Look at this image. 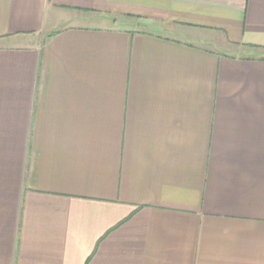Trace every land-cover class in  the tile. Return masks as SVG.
<instances>
[{"label": "crops", "instance_id": "obj_1", "mask_svg": "<svg viewBox=\"0 0 264 264\" xmlns=\"http://www.w3.org/2000/svg\"><path fill=\"white\" fill-rule=\"evenodd\" d=\"M0 264H264V0H0Z\"/></svg>", "mask_w": 264, "mask_h": 264}]
</instances>
